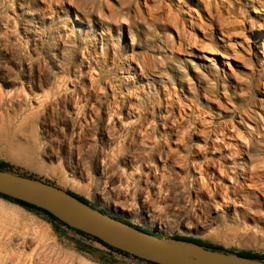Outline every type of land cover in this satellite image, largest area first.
<instances>
[{"label":"rangeland","instance_id":"1","mask_svg":"<svg viewBox=\"0 0 264 264\" xmlns=\"http://www.w3.org/2000/svg\"><path fill=\"white\" fill-rule=\"evenodd\" d=\"M145 1L0 0L3 171L166 240L264 257V54L253 36L264 0H200L211 19L198 1ZM0 208L19 223L6 227L8 249L1 237L0 264H31L39 238L75 264V239L46 216L1 198Z\"/></svg>","mask_w":264,"mask_h":264},{"label":"water","instance_id":"2","mask_svg":"<svg viewBox=\"0 0 264 264\" xmlns=\"http://www.w3.org/2000/svg\"><path fill=\"white\" fill-rule=\"evenodd\" d=\"M0 195L45 211L66 227L151 264H264V261L245 259L183 241L166 240L152 231L147 234L114 219L107 212L103 214L80 202L66 191L9 171H0ZM196 253L207 255L213 261L197 260Z\"/></svg>","mask_w":264,"mask_h":264},{"label":"bare ground","instance_id":"3","mask_svg":"<svg viewBox=\"0 0 264 264\" xmlns=\"http://www.w3.org/2000/svg\"><path fill=\"white\" fill-rule=\"evenodd\" d=\"M108 1V0H107ZM194 1H198V4H196V6L197 5H200L201 7H202V12L206 15V17L208 18V19H211L212 17V13L213 12H211V5H210V3L208 2V1H205V2H202V1H200V0H194ZM242 1H244V0H242ZM256 1V0H255ZM183 2V1H182ZM173 3V2H172ZM178 3V2H177ZM200 3V4H199ZM53 4H55V3H53ZM146 1L145 0H143V6H145L146 7ZM186 4H188V3H186ZM236 5V4H235ZM234 6V5H233ZM239 6H241V4L239 5ZM199 7V6H198ZM56 8V7H55ZM61 8V7H60ZM25 9V8H24ZM197 9V8H196ZM195 9V10H196ZM25 11V10H24ZM41 11V10H40ZM201 11V10H200ZM244 11V10H243ZM30 12H31V10H30ZM71 12V10H67L66 12H65V14L66 15H69V13ZM262 12H264V9H262ZM37 13V12H36ZM75 13V12H74ZM190 13H191V11H190ZM192 13L193 14H195L196 15V17L198 18V14H197V12L196 11H192ZM255 16H257L259 13H257L256 11H253L252 12ZM261 13V12H260ZM41 14V13H40ZM46 14V13H45ZM77 14V13H76ZM76 14H74V20H73V22L74 23H70L69 21H68V23L69 24H71V26L73 27V24H75V22H81L80 21V19L77 17V15ZM38 15H39V13H38ZM262 15V14H261ZM252 16V15H251ZM20 17V16H19ZM65 17V16H64ZM117 17V16H116ZM67 18V17H66ZM81 18V17H80ZM202 18V17H201ZM115 19V18H114ZM70 20V19H69ZM223 20V19H222ZM199 21V20H198ZM95 22V21H94ZM206 23V22H205ZM61 24V23H60ZM93 24V23H92ZM188 24V23H187ZM219 24V23H218ZM249 24V23H248ZM222 25V24H221ZM59 26V25H58ZM35 28V27H34ZM188 28V27H187ZM213 28V27H212ZM217 28V27H216ZM243 28V27H242ZM101 29H102V27H101ZM218 29V28H217ZM216 29V30H217ZM30 30V29H29ZM76 30V29H75ZM170 30V29H169ZM219 30H221V29H219ZM253 30V29H252ZM172 31V30H171ZM204 31V30H203ZM248 31V30H247ZM258 31L260 32V33H255V35H253L254 36V38H255V40H256V42L257 41H261L262 43H261V46H259V50L261 51V53L262 54H264V28L263 29H260V28H258ZM33 32V31H32ZM60 32V31H59ZM109 32V31H108ZM107 32V33H108ZM198 32V31H197ZM215 32V31H214ZM219 32V31H218ZM76 33V32H75ZM113 33V32H112ZM193 33V32H192ZM217 33V32H216ZM240 33V32H239ZM30 34V33H29ZM63 34V33H62ZM103 34V33H102ZM210 34V33H209ZM35 35V34H34ZM118 35V34H117ZM204 35H206V34H204ZM105 36V35H104ZM215 36V35H214ZM220 36L221 37H224V34L222 33V32H220ZM58 38V37H57ZM218 39V38H217ZM54 40V39H53ZM107 40V39H106ZM175 40H176V38H175ZM227 40V39H226ZM58 41V40H57ZM193 42V41H192ZM229 42V41H228ZM108 44V43H107ZM101 45V44H100ZM211 45H212V43H211ZM215 45V44H214ZM220 46V45H219ZM224 46V45H223ZM218 47V46H217ZM189 48V47H188ZM196 48H198V47H196ZM100 49V48H99ZM86 50V49H85ZM175 50V49H174ZM64 51V50H63ZM184 51V50H183ZM221 51V50H220ZM192 52H193V50H192ZM200 52V51H199ZM202 52V51H201ZM61 54H63L62 52H61ZM218 54V53H217ZM241 56V55H240ZM239 56V57H240ZM220 57L222 58V60H228V57L223 53V54H220ZM128 58V57H127ZM135 58V57H134ZM129 59V58H128ZM179 60V59H178ZM205 60V62H209V60L208 59H204ZM126 61V63H128V64H126V69H125V71H124V75H123V77H122V79L125 81V82H132L133 80H134V77H133V75H134V73H135V69L133 68V66H131V65H133V62L132 61H129V60H125ZM182 61V60H181ZM243 61H244V59H243ZM182 63V62H181ZM210 63V62H209ZM123 64V63H122ZM184 64V63H183ZM168 67V66H167ZM124 68V67H123ZM186 68V67H185ZM170 69H171V67H170ZM205 70V69H204ZM139 75H140V77L142 76V74H143V71L142 70H139ZM195 74H198L199 75V72L198 71H193ZM136 74V73H135ZM216 75V74H215ZM227 76V75H226ZM146 77V76H145ZM139 78V77H138ZM142 79H144L143 77H141ZM194 78V77H193ZM148 79V78H147ZM174 79V78H173ZM176 80V79H175ZM230 80V79H229ZM177 82V81H176ZM180 82V81H179ZM186 82H188L187 80H186ZM141 83H143V82H141ZM174 83V82H173ZM166 85V84H165ZM154 86V85H153ZM201 86V85H200ZM57 87V86H56ZM151 87V86H150ZM206 87V86H205ZM121 88V87H120ZM161 88V87H160ZM211 88V87H210ZM209 88V89H210ZM133 90V89H132ZM138 90V89H137ZM165 90V89H164ZM200 90V89H199ZM124 91V90H123ZM22 92V91H21ZM137 92V91H136ZM23 93V92H22ZM187 93V92H186ZM126 94V93H125ZM131 94V93H130ZM129 93H128V95H130ZM161 94V93H160ZM9 95H11V94H9ZM8 95V96H9ZM24 96H25V94H24ZM65 97V96H64ZM132 97H134V96H132ZM31 98V97H30ZM14 99V98H13ZM41 99V98H40ZM60 99V98H59ZM127 99V98H126ZM133 99V98H132ZM208 99V98H207ZM217 99V98H216ZM128 100V99H127ZM160 100V99H159ZM205 100V99H204ZM210 100V99H209ZM227 100V99H226ZM235 100V99H234ZM1 101V100H0ZM13 101V100H12ZM207 101V100H206ZM37 102V101H36ZM207 102H209V101H207ZM12 103V102H11ZM18 103V102H17ZM20 103V102H19ZM41 103H42V101H41ZM74 105L73 106H71V108L72 109H75V103H73ZM219 104V103H218ZM224 104V103H223ZM215 105V104H214ZM221 105V104H220ZM119 106V105H118ZM208 106V105H207ZM225 106V105H224ZM130 107V106H129ZM211 107V106H210ZM217 107V106H216ZM169 108V107H168ZM181 108V107H180ZM179 108V109H180ZM5 109H6V107H5ZM127 109V108H126ZM234 109V108H233ZM124 110V109H123ZM222 110H224V109H222ZM181 111V110H180ZM197 111V110H196ZM218 111V110H217ZM221 111V110H220ZM15 112V111H14ZM208 112V111H207ZM0 113H2V110H1V112ZM114 115L116 114V112H112ZM133 113V111H132V109H130V108H128L127 109V115L129 116V115H131ZM175 113V112H174ZM135 114V113H134ZM126 115V116H127ZM73 116H74V114H73ZM127 116V117H128ZM139 117V116H138ZM236 117V116H235ZM109 118H110V115H109ZM183 118V117H182ZM181 118V119H182ZM239 118V120H240V122H244L243 121V118H241V117H238ZM179 119V118H178ZM200 121H201V119H200ZM83 122V121H82ZM167 122V121H166ZM202 123H204V122H202ZM225 125V124H224ZM229 125V124H228ZM178 126V125H177ZM170 127V126H169ZM169 127H168V129H169ZM173 127V126H172ZM225 127H228V126H225ZM82 128V127H81ZM171 128V127H170ZM179 128V127H178ZM225 129V128H224ZM229 130V129H228ZM75 131V130H74ZM172 131H173V129H172ZM201 131V130H200ZM171 132V131H170ZM186 132V131H185ZM223 132V131H222ZM222 132H221V134H222ZM202 133V132H201ZM77 134H79V133H77ZM220 133L218 134L220 137H222V135L224 134H222L221 135ZM207 135V134H206ZM186 139V138H185ZM217 139L218 138H216V141H217ZM168 140V139H167ZM184 140V139H183ZM185 141V140H184ZM202 141V140H201ZM263 141V140H262ZM203 147V146H202ZM210 148V147H209ZM123 149V148H122ZM208 149V148H207ZM227 153V152H226ZM224 155V154H223ZM222 155V156H223ZM241 155V154H240ZM78 160V159H77ZM218 161V160H217ZM217 161H214V163L216 162V163H218ZM105 162V161H104ZM213 163V164H214ZM230 163V162H229ZM81 164V163H80ZM211 164V163H210ZM83 165V164H82ZM203 165V164H202ZM232 165V164H231ZM237 165H239V164H237ZM228 166H230V165H228ZM215 167V166H214ZM104 168V167H103ZM130 168V167H129ZM206 169V168H205ZM213 169V168H212ZM227 169V168H226ZM136 170V169H135ZM215 170V169H214ZM213 170V171H214ZM235 170H237V169H235ZM206 171V170H205ZM216 171V170H215ZM241 171V170H240ZM78 172H80L79 170H78ZM138 172V171H137ZM219 172V171H218ZM236 172V171H235ZM84 174V173H83ZM104 174V173H103ZM218 174V173H217ZM224 174V173H223ZM112 175H113V172H112ZM219 175V174H218ZM233 175V174H232ZM226 176V175H225ZM222 177V176H221ZM233 178V177H232ZM235 178V177H234ZM249 180V179H248ZM251 180V179H250ZM258 180V179H257ZM245 181H247V180H245ZM260 182V181H259ZM247 183V182H246ZM243 184H244V182H243ZM248 184V183H247ZM233 185V184H232ZM246 185V184H245ZM261 185V184H260ZM250 186V185H249ZM243 188V187H242ZM234 189V188H233ZM248 189V188H247ZM250 190V189H249ZM251 190H253V189H251ZM207 191V190H206ZM259 194V193H258ZM208 195V194H207ZM260 195V194H259ZM232 196V195H231ZM245 196V195H244ZM235 197V196H234ZM257 198V197H256ZM263 200V199H262ZM117 202V201H116ZM117 204V203H116ZM115 205V204H114ZM116 207H120V209H122L123 211H124V207L122 208L121 207V205L120 206H118V205H115ZM262 206V205H261ZM2 207V206H1ZM238 207H240V205H238ZM128 210V209H127ZM147 212V211H146ZM18 221H17V219H16V217L13 215V213H11V212H9V211H7V210H5V209H3V208H0V240H1V237H3V240H4V242H5V247L8 249V247H10V243H11V238H10V233L7 231V229H6V227H11V228H17L18 227ZM35 230V229H34ZM36 232V231H35ZM26 232H24V234H21V237H22V240L21 241H24L25 240V237H26V234H25ZM17 234V233H16ZM34 234V233H33ZM33 240V239H32ZM12 241H13V238H12ZM26 241V240H25ZM1 242V241H0ZM39 248L37 249V251L32 255V257H30V261H31V264H53L54 262L56 263V264H62L61 262H63L64 260L62 259V254L60 253V252H58V251H55V250H52V249H50L49 248V246H46V245H43L44 243H43V241L39 238ZM52 243V242H51ZM1 244H2V242L0 243V250H1V248H2V246H1ZM14 244V243H13ZM20 245V244H19ZM36 245V244H35ZM16 247H17V245H16ZM33 247V246H32ZM21 249H22V247H21ZM54 249H55V247H54ZM24 250V249H23ZM33 250V249H32ZM26 251V250H25ZM3 252V251H2ZM10 252V251H9ZM15 253V252H14ZM33 253V252H32ZM31 253V254H32ZM67 253V252H66ZM2 254V253H1ZM3 255V254H2ZM70 255V254H69ZM11 256V255H10ZM31 256V255H30ZM207 256V255H206ZM20 257V256H19ZM70 257V256H69ZM201 257V256H200ZM18 258V257H17ZM74 260V259H73ZM198 260V259H197ZM206 260L208 261V262H210V261H213V259L211 258V257H209V256H207L206 257ZM0 261H1V259H0ZM29 264V263H28ZM68 264V263H67ZM73 264H74V262H73Z\"/></svg>","mask_w":264,"mask_h":264},{"label":"crops","instance_id":"4","mask_svg":"<svg viewBox=\"0 0 264 264\" xmlns=\"http://www.w3.org/2000/svg\"><path fill=\"white\" fill-rule=\"evenodd\" d=\"M51 224L58 232L75 239V264H149L110 250L90 236L66 229L58 222L51 221Z\"/></svg>","mask_w":264,"mask_h":264},{"label":"trees","instance_id":"5","mask_svg":"<svg viewBox=\"0 0 264 264\" xmlns=\"http://www.w3.org/2000/svg\"><path fill=\"white\" fill-rule=\"evenodd\" d=\"M7 168H9V166H8L7 164H5V163H0V171H3V170H5V169H7ZM67 193H68L69 195H71L72 197L76 198L77 200H79L80 202H82V203H84V204H86V205L91 206V205L89 204V202H88L87 200H85L84 198H82V197H80V196H78V195H76V194H74V193H72V192H67ZM0 198L3 199V200H5V201H7V202L14 203V204L18 205L19 207H21L22 209H24V210H26V211H29V212H35V213H38V214L44 215V216H46L50 221H52V222H58V223L61 224L62 226L66 227L65 225H63L61 222H59L57 219H55L53 216H51L50 214H48V213L45 212V211H42V210H40V209H37V208H35V207H33V206H30V205H28V204H25V203H23V202H19V201L13 200V199L8 198V197H6V196H2V195H0ZM91 207H92V206H91ZM93 208H94V207H93ZM99 212L105 214V212H103V211H100V210H99ZM113 218L116 219V220H118V221H121V222H123V223H125V224H127V225H129V226H133V225H131L130 223H128V222H126V221H122V220L119 219V218H115V217H113ZM133 227H134L135 229L139 230V231H142V232H145V233H147V234H150L148 231L143 230V229L140 228V227H137V226H133ZM66 228H68V227H66ZM68 229H70V228H68ZM70 230H72V229H70ZM72 231H75V230H72ZM76 232H77V231H76ZM78 233H80V232H78ZM80 234H83V233H80ZM84 235H85V234H84ZM91 238H92V237H91ZM93 239H94V238H93ZM94 240H95L96 242H98L99 244H101L102 246H104V247H106V248H108V249H110V250H114V249H112V248H109L108 246H106V245L103 244L102 242L98 241L97 239H94ZM172 240L183 241V242H186V243L195 244V245H198V246H201V247H204V248H206V249L213 250V251H219V252H222V253L235 254V255H237L238 257L245 258V259L257 260V261H264V257H263V256H259V255H257V254L252 253V252H238V253L227 252V251H225V250H224L223 248H221V247L213 246V245H210V244H208V243L202 242V241H200V240L192 239V238H185V237L174 236V237H172ZM114 251H116V252H118V253H120V254H123V255L129 256V255L124 254V253H122V252H119V251H117V250H114ZM133 258H134V257H133ZM135 259H136V258H135ZM149 264H151V263H149Z\"/></svg>","mask_w":264,"mask_h":264},{"label":"built area","instance_id":"6","mask_svg":"<svg viewBox=\"0 0 264 264\" xmlns=\"http://www.w3.org/2000/svg\"><path fill=\"white\" fill-rule=\"evenodd\" d=\"M64 227V226H63ZM64 228H66V227H64ZM66 229H68V228H66Z\"/></svg>","mask_w":264,"mask_h":264}]
</instances>
